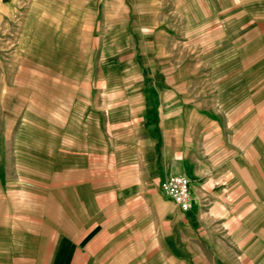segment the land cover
Masks as SVG:
<instances>
[{
  "label": "rangeland",
  "instance_id": "rangeland-1",
  "mask_svg": "<svg viewBox=\"0 0 264 264\" xmlns=\"http://www.w3.org/2000/svg\"><path fill=\"white\" fill-rule=\"evenodd\" d=\"M9 1L0 264H264V0ZM174 105L226 143L180 240L147 190Z\"/></svg>",
  "mask_w": 264,
  "mask_h": 264
},
{
  "label": "crops",
  "instance_id": "crops-1",
  "mask_svg": "<svg viewBox=\"0 0 264 264\" xmlns=\"http://www.w3.org/2000/svg\"><path fill=\"white\" fill-rule=\"evenodd\" d=\"M9 2V0H0V28L8 17ZM167 108L166 112L172 116L161 117L158 111L156 120L146 126L149 134L155 138V140L150 139L152 174L147 190L155 203L163 204L165 207L172 204L170 211H165L163 215L166 230L172 227L180 240V233L185 236L184 233L192 230L190 226H194L192 222L194 217L202 210H210L215 205L212 194L216 191L212 184L216 177L217 166L213 154H216L217 148L226 150V143L221 141L223 134L218 124L208 117L196 113L194 116L196 123L192 122L191 118L187 123L184 121L185 117L180 116L179 106ZM223 161H227V158ZM186 174L190 175L192 180L193 208L191 211L182 212L160 194L159 182L168 175Z\"/></svg>",
  "mask_w": 264,
  "mask_h": 264
},
{
  "label": "built area",
  "instance_id": "built-area-1",
  "mask_svg": "<svg viewBox=\"0 0 264 264\" xmlns=\"http://www.w3.org/2000/svg\"><path fill=\"white\" fill-rule=\"evenodd\" d=\"M160 194L171 201L180 211L193 208L192 180L188 175H168L159 182Z\"/></svg>",
  "mask_w": 264,
  "mask_h": 264
}]
</instances>
